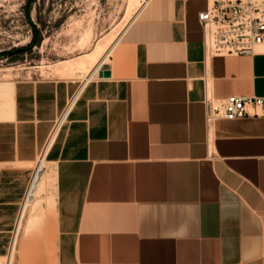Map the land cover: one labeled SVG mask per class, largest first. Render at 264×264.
Masks as SVG:
<instances>
[{
  "label": "crops",
  "instance_id": "1",
  "mask_svg": "<svg viewBox=\"0 0 264 264\" xmlns=\"http://www.w3.org/2000/svg\"><path fill=\"white\" fill-rule=\"evenodd\" d=\"M215 1L150 0L54 134L72 86L0 79V264H264V115L205 118L264 97V46L206 56Z\"/></svg>",
  "mask_w": 264,
  "mask_h": 264
},
{
  "label": "rangeland",
  "instance_id": "2",
  "mask_svg": "<svg viewBox=\"0 0 264 264\" xmlns=\"http://www.w3.org/2000/svg\"><path fill=\"white\" fill-rule=\"evenodd\" d=\"M145 1L0 0V79L64 81L69 103Z\"/></svg>",
  "mask_w": 264,
  "mask_h": 264
},
{
  "label": "built area",
  "instance_id": "3",
  "mask_svg": "<svg viewBox=\"0 0 264 264\" xmlns=\"http://www.w3.org/2000/svg\"><path fill=\"white\" fill-rule=\"evenodd\" d=\"M197 18L201 27L202 45L206 56L251 57L258 52L261 46H264V0H216L209 8L198 13ZM77 94L73 96L65 110ZM206 104L208 106L205 117L207 122L216 119L232 121L252 115H264V97L230 96L221 103L208 100ZM249 108L254 112H251ZM65 110L59 116L54 129ZM34 175L35 167L20 204V211ZM31 202L23 207L24 213L21 221Z\"/></svg>",
  "mask_w": 264,
  "mask_h": 264
},
{
  "label": "bare ground",
  "instance_id": "4",
  "mask_svg": "<svg viewBox=\"0 0 264 264\" xmlns=\"http://www.w3.org/2000/svg\"><path fill=\"white\" fill-rule=\"evenodd\" d=\"M150 0H146L144 5H142L141 9L139 10V12L137 13L135 19L137 18V16L140 14V12L142 11V9L146 6V4L149 2ZM133 21V20H132ZM130 26V24H129ZM128 29V27H127ZM126 29V30H127ZM126 30L121 34V36L118 38V40L116 41V43L114 44V46L111 48V50L109 51V53L107 54V56L103 59L102 62L106 61V59L112 54V51L113 49L115 48V46L117 45V43L120 41V39L122 38V36L124 35V33L126 32ZM102 62L96 66V68L93 70V72L91 73V75L85 80L83 81L84 84H86L90 79H92L93 77H96L98 75V72L101 71V64ZM75 99V98H74ZM73 99V101H74ZM73 101L70 103L69 107L65 110L62 118L59 120L57 126L55 127L54 129V133H56L55 131L58 130L60 124L62 123L64 117L66 116L70 106L72 105ZM53 134L52 136L50 137V139L48 140V143L46 144V146L44 147V149L41 151L40 155L38 156L37 160H36V163H35V175H34V179L33 181L31 182L30 186H29V189L27 191V197H26V200L23 204V207L28 204L30 201H32L33 197H34V194H35V191H36V188H37V185L39 184L40 180L43 178V175H44V169H45V165H46V161H45V156H46V152L48 150V147H49V144L50 142H52V137H53ZM21 209L20 211V214H19V219H18V224H17V229L20 225V221H21V218L23 216V213H24V209Z\"/></svg>",
  "mask_w": 264,
  "mask_h": 264
},
{
  "label": "water",
  "instance_id": "5",
  "mask_svg": "<svg viewBox=\"0 0 264 264\" xmlns=\"http://www.w3.org/2000/svg\"><path fill=\"white\" fill-rule=\"evenodd\" d=\"M108 76H109V72L105 69L98 72L99 78H104V77H108Z\"/></svg>",
  "mask_w": 264,
  "mask_h": 264
}]
</instances>
